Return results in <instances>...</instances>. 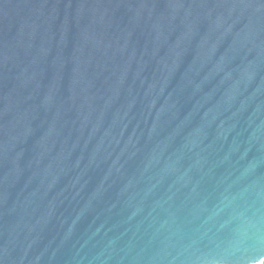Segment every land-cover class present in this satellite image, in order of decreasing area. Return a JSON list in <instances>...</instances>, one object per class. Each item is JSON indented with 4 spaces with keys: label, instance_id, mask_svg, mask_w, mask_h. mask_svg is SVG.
Instances as JSON below:
<instances>
[{
    "label": "water",
    "instance_id": "obj_1",
    "mask_svg": "<svg viewBox=\"0 0 264 264\" xmlns=\"http://www.w3.org/2000/svg\"><path fill=\"white\" fill-rule=\"evenodd\" d=\"M264 262V0H0V264Z\"/></svg>",
    "mask_w": 264,
    "mask_h": 264
},
{
    "label": "trees",
    "instance_id": "obj_2",
    "mask_svg": "<svg viewBox=\"0 0 264 264\" xmlns=\"http://www.w3.org/2000/svg\"><path fill=\"white\" fill-rule=\"evenodd\" d=\"M261 264H264V262H262Z\"/></svg>",
    "mask_w": 264,
    "mask_h": 264
}]
</instances>
